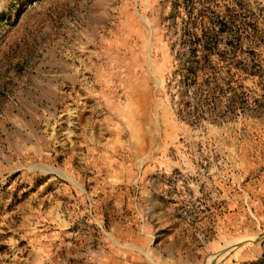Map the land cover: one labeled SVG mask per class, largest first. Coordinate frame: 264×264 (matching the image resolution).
Masks as SVG:
<instances>
[{
  "label": "rangeland",
  "instance_id": "1",
  "mask_svg": "<svg viewBox=\"0 0 264 264\" xmlns=\"http://www.w3.org/2000/svg\"><path fill=\"white\" fill-rule=\"evenodd\" d=\"M263 253L264 0H0V264Z\"/></svg>",
  "mask_w": 264,
  "mask_h": 264
},
{
  "label": "trees",
  "instance_id": "2",
  "mask_svg": "<svg viewBox=\"0 0 264 264\" xmlns=\"http://www.w3.org/2000/svg\"><path fill=\"white\" fill-rule=\"evenodd\" d=\"M204 61H206V59ZM189 73L194 75L196 73V67H191L189 69ZM256 264H264V253L262 255V258Z\"/></svg>",
  "mask_w": 264,
  "mask_h": 264
},
{
  "label": "crops",
  "instance_id": "3",
  "mask_svg": "<svg viewBox=\"0 0 264 264\" xmlns=\"http://www.w3.org/2000/svg\"><path fill=\"white\" fill-rule=\"evenodd\" d=\"M246 256H247V258H249V257H250V254H249V252H247V253H246Z\"/></svg>",
  "mask_w": 264,
  "mask_h": 264
}]
</instances>
